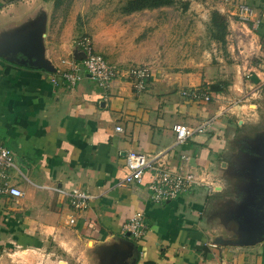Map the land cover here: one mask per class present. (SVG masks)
Segmentation results:
<instances>
[{
    "label": "crops",
    "instance_id": "1",
    "mask_svg": "<svg viewBox=\"0 0 264 264\" xmlns=\"http://www.w3.org/2000/svg\"><path fill=\"white\" fill-rule=\"evenodd\" d=\"M237 3L253 8L258 29L237 20ZM52 4L0 0V145L13 154V167L0 178L1 264L18 248L56 255L55 264H264L260 227L242 231L236 216L221 215L218 198L226 172L245 158L251 169L244 168L251 177L246 185L256 183V206L263 212L264 0H232L228 6L215 0L210 9L227 23L225 45L219 44L223 55L210 33L209 46L200 40L199 28L178 43L176 34L160 64L141 63L150 69L142 92L124 77L103 90L85 72L67 87L56 70L80 60L75 39L90 35L79 31L74 19L57 23ZM90 32H96L90 37L95 51L112 67L137 65L101 43L102 34L109 45L114 42L108 27ZM37 52L48 68L33 64ZM215 83L221 91L209 90ZM192 89L209 90L210 100L181 95ZM209 122L203 133L175 143L174 124L196 128ZM130 150L159 155L171 169L204 170L215 189L195 186L154 204L147 188L150 172L140 183H121ZM5 181L22 196L1 192ZM73 189L90 195L82 211L69 206ZM136 213L147 227L141 239L120 233ZM257 233L260 238L253 239Z\"/></svg>",
    "mask_w": 264,
    "mask_h": 264
},
{
    "label": "rangeland",
    "instance_id": "2",
    "mask_svg": "<svg viewBox=\"0 0 264 264\" xmlns=\"http://www.w3.org/2000/svg\"><path fill=\"white\" fill-rule=\"evenodd\" d=\"M214 1L174 0L172 5L130 14L122 12L126 0H53L52 8L54 6L53 18H57V23L61 24V22L74 19L79 27L78 30L85 31L91 38L96 32L91 34L90 29L108 27L114 42L109 45L102 34L101 43L106 46V49L114 56L125 57L128 62H132L131 64L147 67L141 63L156 65L164 60L167 46H174L176 34L179 37L176 41L178 43L185 32L191 29L197 32L199 28L202 34L199 35L200 40L205 39L206 46H209L211 44L208 38L209 19ZM206 16H208V21ZM179 23L182 24L179 26ZM221 48L218 43V51ZM219 54L223 55L222 49ZM244 168L249 169L245 158L240 161L239 166H234L226 172L225 180L222 179L225 191L218 197L223 201L224 206H220V210L224 212L216 211L219 214L222 213V216H225V212L236 216L240 220L241 230L249 232L251 229L248 227L244 229V225L248 224L245 221L249 213H258L256 205H258L257 199L259 198L257 191L254 190L257 188L254 180L252 179L253 182L246 185L247 179L251 177L247 171H244ZM243 177H247L246 180ZM242 190L246 191L242 192ZM240 217H243V220ZM250 218L252 219L253 216ZM55 260H57L56 255L48 256L32 251L23 252L18 248L6 256L3 264H55Z\"/></svg>",
    "mask_w": 264,
    "mask_h": 264
},
{
    "label": "built area",
    "instance_id": "3",
    "mask_svg": "<svg viewBox=\"0 0 264 264\" xmlns=\"http://www.w3.org/2000/svg\"><path fill=\"white\" fill-rule=\"evenodd\" d=\"M224 6L232 5V0H218ZM234 15L241 23L250 25L251 29H258L260 18L254 15V10L246 3L234 4ZM77 47L82 53L79 61L69 63V68L56 70V75L61 77L65 85L69 88L74 87L80 81V74L85 72L89 78L101 89L106 90L110 87L113 80L118 77L129 78L132 80L133 88L136 92H142L145 89V82L149 78V69L145 66H132L124 69H115L104 57L97 53L93 47L92 40L87 35H82L75 41ZM66 63L65 61H62ZM51 82L56 85L58 80L52 77ZM182 96L191 100L209 101L211 96L208 91L203 89L184 90ZM210 126V122L196 128L187 127L184 124L176 123L172 126L176 144L183 143L186 139L194 134H200ZM116 131H122L120 126L115 127ZM127 174L121 183H140L144 172L151 173V181L147 185L149 198L154 204H162L171 201L183 193L188 192L195 186H205L214 190V180L209 177L206 171L190 172L186 171L183 166L177 169H171L167 166L159 155L154 157L130 150L125 155ZM13 167L12 152L0 145V178H7L6 171ZM4 188L1 192L7 193L12 197H21L22 191L15 185L5 181ZM90 195L86 192L73 189L69 193V206L76 210L82 211L88 205ZM69 224H74L73 217L68 218ZM146 224L141 213H136L127 219L120 233L131 239H141L146 232Z\"/></svg>",
    "mask_w": 264,
    "mask_h": 264
},
{
    "label": "trees",
    "instance_id": "4",
    "mask_svg": "<svg viewBox=\"0 0 264 264\" xmlns=\"http://www.w3.org/2000/svg\"><path fill=\"white\" fill-rule=\"evenodd\" d=\"M5 2H13L16 0H3ZM55 3V2H54ZM174 0H126L125 4L122 7V12L125 14H130L136 11L141 10H150L157 9L163 6L172 5ZM209 33L211 38L221 44L225 45V36L227 33V23L222 15L217 11L213 10L211 12L210 21H209ZM219 84H211L209 87L210 91L219 92L221 89L218 86ZM208 90V91H209Z\"/></svg>",
    "mask_w": 264,
    "mask_h": 264
},
{
    "label": "water",
    "instance_id": "5",
    "mask_svg": "<svg viewBox=\"0 0 264 264\" xmlns=\"http://www.w3.org/2000/svg\"><path fill=\"white\" fill-rule=\"evenodd\" d=\"M83 56H81V58H82ZM34 58H35V60H34V65L36 66V67H44V68H48V67H46V65L44 64V62L42 61V59H41V55H40V53L39 52H37V53H35V55H34ZM80 58V59H81ZM51 71L53 70L52 68L50 69ZM262 180V183H264V179H261ZM246 199V198H245ZM244 199V200H245ZM261 211H263L262 213H260V211H258V213L257 214H255L254 212H252V213H249V215H247V218H246V223H248V224H245V225H247V226H245L244 225V229L246 228V227H248L249 229H251V230H255L257 227H260V231H259V233L260 232H262V233H264V208H262V210ZM251 216H253V218L251 219L250 217ZM263 222V225H262V227H261V224H260V222ZM244 231V230H243ZM244 232H246V231H244ZM259 233H257V234H254V237H253V239H255V238H260V235L261 234H259ZM252 239V240H253Z\"/></svg>",
    "mask_w": 264,
    "mask_h": 264
}]
</instances>
